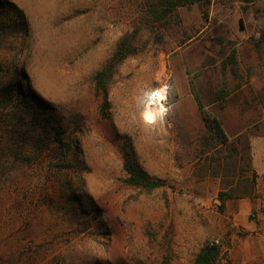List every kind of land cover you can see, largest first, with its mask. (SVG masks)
Instances as JSON below:
<instances>
[{
  "label": "rangeland",
  "instance_id": "374dc122",
  "mask_svg": "<svg viewBox=\"0 0 264 264\" xmlns=\"http://www.w3.org/2000/svg\"><path fill=\"white\" fill-rule=\"evenodd\" d=\"M0 1L10 5L3 20L27 30L15 31L12 62L0 51V264H194L211 242L229 259L248 235L232 212L259 184L251 139L264 137V0H201L161 21L157 0ZM132 32L135 52L105 100L94 76ZM162 86L164 124L145 127V94ZM196 97L226 144L207 133ZM123 149L165 186L126 185Z\"/></svg>",
  "mask_w": 264,
  "mask_h": 264
},
{
  "label": "trees",
  "instance_id": "16d2710c",
  "mask_svg": "<svg viewBox=\"0 0 264 264\" xmlns=\"http://www.w3.org/2000/svg\"><path fill=\"white\" fill-rule=\"evenodd\" d=\"M201 0H157L156 3L151 2L153 8L151 14L157 21H161L168 17L177 7L187 6L200 2ZM9 3L0 1V51L8 52L11 55L10 61H13V57L16 52L21 48V42H18L19 37L16 33L20 30L26 33L25 23L21 20H13L8 22L3 20V16L7 15V7ZM15 31H17L15 33ZM15 38V40H14ZM135 33H129L124 35L118 42L114 52L107 60L105 65L94 76V89L97 95H103V98L107 99V91L113 77L116 73L119 64L130 55L135 52L134 47ZM20 88H18V91ZM4 95V93H3ZM8 94L5 93L3 99L0 101V109H6L8 103ZM225 95L220 97L222 100ZM198 108L201 112V117L204 122L207 133L210 137L217 139L220 143L226 144L228 138L223 131L220 122L213 116L209 115L203 110L200 100L196 97ZM59 144V150H63V154L67 153L71 149L69 142H63L60 138H57ZM64 156V155H63ZM123 156V170L126 173L124 183L130 187L139 188L147 193L152 192L158 188L164 187L165 183L160 180L150 178L137 164L130 149L122 150ZM69 165L63 161L55 163L54 167L57 169L67 168ZM248 194L244 193L243 197H247ZM224 199H220V211H223ZM220 260H224L225 264H231L230 260L226 258V254L221 253V249L214 243L204 244L197 253L194 264H215Z\"/></svg>",
  "mask_w": 264,
  "mask_h": 264
},
{
  "label": "crops",
  "instance_id": "0c3cea01",
  "mask_svg": "<svg viewBox=\"0 0 264 264\" xmlns=\"http://www.w3.org/2000/svg\"><path fill=\"white\" fill-rule=\"evenodd\" d=\"M251 163L259 181L254 200L243 202L242 207L232 212L233 226L248 231V235L237 239L229 248L232 264H264V137L251 139ZM255 213L249 220L248 213ZM240 255V258H237Z\"/></svg>",
  "mask_w": 264,
  "mask_h": 264
},
{
  "label": "clouds",
  "instance_id": "9594fccd",
  "mask_svg": "<svg viewBox=\"0 0 264 264\" xmlns=\"http://www.w3.org/2000/svg\"><path fill=\"white\" fill-rule=\"evenodd\" d=\"M167 86H162L159 89L153 90L146 93L148 103L144 104L143 110L139 112L140 120L143 122L145 127H153L157 124L163 126L165 114L168 108L161 105L160 107H151L153 101L159 103L165 100L164 93L166 92Z\"/></svg>",
  "mask_w": 264,
  "mask_h": 264
},
{
  "label": "bare ground",
  "instance_id": "6f19581e",
  "mask_svg": "<svg viewBox=\"0 0 264 264\" xmlns=\"http://www.w3.org/2000/svg\"><path fill=\"white\" fill-rule=\"evenodd\" d=\"M165 100H166V96H165ZM165 100H164V101H165ZM164 101H160L159 103L153 101L152 104H151V107H156V108H158V107H160L161 105H163V102H164ZM147 103H148V101H147ZM147 103H146V104H147ZM163 106H164V105H163Z\"/></svg>",
  "mask_w": 264,
  "mask_h": 264
},
{
  "label": "built area",
  "instance_id": "2783aa9c",
  "mask_svg": "<svg viewBox=\"0 0 264 264\" xmlns=\"http://www.w3.org/2000/svg\"><path fill=\"white\" fill-rule=\"evenodd\" d=\"M250 216L251 217H254V214H250ZM213 242H211V244H212ZM214 244H217V242H215Z\"/></svg>",
  "mask_w": 264,
  "mask_h": 264
}]
</instances>
